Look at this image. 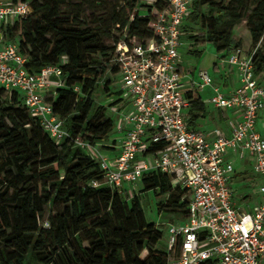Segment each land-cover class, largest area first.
Returning a JSON list of instances; mask_svg holds the SVG:
<instances>
[{
  "label": "trees",
  "instance_id": "16d2710c",
  "mask_svg": "<svg viewBox=\"0 0 264 264\" xmlns=\"http://www.w3.org/2000/svg\"><path fill=\"white\" fill-rule=\"evenodd\" d=\"M122 2L123 7L112 6L108 19L89 25L81 20L83 6L92 3L91 9L107 1L77 0L73 14L70 0H34L32 13L6 30L28 58L32 74L67 58L63 86L47 100L70 137L57 144L30 116L19 92L0 89V264H168L167 253L159 249L163 234L148 221L140 196L127 198L110 187H94V181L103 180L99 162L73 143L77 137L91 145L109 139L113 105H97L96 89L105 85L109 91L106 77L116 78L115 70L107 71L125 34L140 39L153 35L151 15L138 13L140 0ZM154 6L162 10L165 5L155 0ZM242 21L257 49L256 73L264 76V0H195L184 29L201 27L192 38L210 42L218 51H232L240 46L233 30ZM109 38L112 47L105 43ZM193 106L203 109L200 101ZM164 147L163 142L153 144L148 152ZM141 183L143 193L165 197L158 203L159 214L185 215L186 191L167 175L154 171Z\"/></svg>",
  "mask_w": 264,
  "mask_h": 264
},
{
  "label": "built area",
  "instance_id": "2783aa9c",
  "mask_svg": "<svg viewBox=\"0 0 264 264\" xmlns=\"http://www.w3.org/2000/svg\"><path fill=\"white\" fill-rule=\"evenodd\" d=\"M161 1L162 10L154 5L138 8L140 16L151 15L153 35L140 39L125 34L110 60L107 73L115 70L120 82L117 103L110 109L123 111L118 130L125 132L118 154L104 156L98 150L101 143L91 145L78 137L73 143L99 159L103 180L94 181V187H110L129 198L128 187L160 171L186 191L181 220L156 223L163 235L167 227L168 264H264V184L263 199L254 206H239L233 189L235 158L251 159L255 174L264 180V135L258 130L264 85L254 64L257 49L245 53L237 48L227 57L240 83L231 92H224L207 70L199 72L201 86L214 91L209 102L238 116L231 135L192 128L187 115L190 91L185 89L180 59L183 27L194 0ZM31 13V0H0V89L19 92L30 116L60 144L70 136L47 99L63 86L67 58L32 74L26 67L28 58L6 33L9 25ZM162 142V150L148 152Z\"/></svg>",
  "mask_w": 264,
  "mask_h": 264
},
{
  "label": "rangeland",
  "instance_id": "374dc122",
  "mask_svg": "<svg viewBox=\"0 0 264 264\" xmlns=\"http://www.w3.org/2000/svg\"><path fill=\"white\" fill-rule=\"evenodd\" d=\"M31 1L33 2L34 0ZM97 1L102 2V0H97ZM105 1H107L108 4L102 5L100 7H93L91 9L89 8V6L92 3L84 5L83 8L86 10V12L81 13V20H83L89 25H94V21L99 19L100 17H105V19H108V17L111 16L110 9L112 8V6L123 7L124 5L122 0H105ZM74 2L76 3L77 0H70L71 5L69 7L70 8L69 10L72 11L73 14H77L75 8H73ZM154 4H155V0H140L139 8L150 9L153 7ZM104 8H108V10H104ZM190 27L194 28V30L192 32H189L188 34H184L182 38L183 48L181 50V56L183 61L185 62V66L187 68L188 74H191L196 71V74L198 75L199 71L202 68H207L208 70H211L213 64L216 61H221L223 56L227 53V51H218L216 47L210 42L196 41V39L192 38L191 36L199 34L202 31V28L197 26L194 27V25L191 24ZM233 34L234 36H236L237 41H239L240 43L239 49H242L243 51L254 50L253 42H252V34L247 26L246 21H242L241 23H238L234 27ZM114 35L117 37L119 34L115 32ZM105 43L108 47H112L113 45H115L114 40L111 38L105 39ZM95 58L100 62L103 63L105 62V60L99 56ZM262 77L264 78V76ZM106 78L107 81H111V84L109 85V91L105 90V85L99 86L96 89L95 100L97 105H110V104L115 105L117 102L116 92L120 87V82L114 77L107 76ZM122 114L123 111L114 112L109 108L108 115L114 121V128L111 132V135H115L117 133L118 126L122 122ZM263 121L261 120L258 123V130L261 134L264 135ZM110 137L109 140H107L106 142H102L98 146V150L101 151V153L104 156H109L110 154V151H108V148H106V144L111 143ZM85 152L88 153L90 156H93L90 150H86ZM93 157L95 160H99L96 156ZM149 159L151 158L149 157ZM233 162L238 175L235 177L233 183L235 202L239 206H254L256 204H259L263 199V195L260 192V188L264 184V180L255 174L252 168L253 161L249 159L243 162L238 158H235ZM131 189L132 192H128L127 195L129 197L135 195L140 196L146 217L149 222L155 224L156 223L165 224V223L177 222L181 220L182 215L179 213L159 214L158 203L163 202L165 200V197L159 196L154 192L143 193L142 183H137L133 185ZM51 211H52V207L51 206L47 207L46 219L49 217ZM42 224L44 227H48L47 222H44ZM165 231L166 232L159 243V249L161 251H164V248L166 247L167 244V239H168L167 227H165Z\"/></svg>",
  "mask_w": 264,
  "mask_h": 264
},
{
  "label": "crops",
  "instance_id": "0c3cea01",
  "mask_svg": "<svg viewBox=\"0 0 264 264\" xmlns=\"http://www.w3.org/2000/svg\"><path fill=\"white\" fill-rule=\"evenodd\" d=\"M188 24L189 23L187 19V21L184 24V27L187 26ZM184 27H183L182 38L184 34L189 33L184 29ZM234 40L236 42H239L237 41L236 36H234ZM234 51L235 50L227 51V53L223 56L221 61H216L213 64L211 70H208L207 68L201 69V70H207L211 74L216 84L220 86V88L224 92H231L234 89H236L240 84L237 70L235 69V67L230 66L226 61L227 57L231 55ZM244 52L249 53L250 51H244ZM180 70L183 75V82L185 85V89L190 91L188 96L190 97L191 101H190V107L187 109V115L189 117V125L192 128L199 129L205 133H212L215 130H222L226 135L228 136L231 135L232 124H234L237 121L238 116L232 111L217 109L209 102L210 98L214 94L213 89L211 87L201 86V79L199 73L198 75L196 74V71L191 74H188L182 56L180 59ZM259 76H260V82L262 83V85H264V78L262 77V75ZM194 101H200L201 104L203 105V109L202 110L194 109L193 106ZM110 110L115 112V110L113 109ZM261 120L262 121L264 120V111L261 114V118L259 122ZM124 138H125V132H120L118 129L115 135H111L110 137L111 143L106 144V148H108V151H110L109 156L115 157L118 154L119 145L122 143ZM236 176H238L237 172H236ZM131 187H128L129 189L128 192H132Z\"/></svg>",
  "mask_w": 264,
  "mask_h": 264
}]
</instances>
